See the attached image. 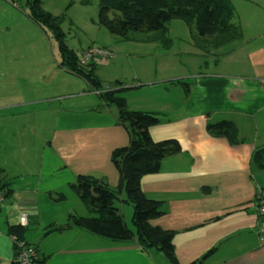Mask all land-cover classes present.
Segmentation results:
<instances>
[{"label": "crops", "instance_id": "obj_1", "mask_svg": "<svg viewBox=\"0 0 264 264\" xmlns=\"http://www.w3.org/2000/svg\"><path fill=\"white\" fill-rule=\"evenodd\" d=\"M231 1L232 22L241 33L231 43L205 44L194 28L171 20L165 48L154 38H118L139 42L138 50L147 44L143 47L160 51L154 58L132 57V46L119 53L115 59L123 58L121 67L133 66L134 74L124 70L114 79L109 71L118 61L94 57L100 89L87 82L88 89H82L83 79L58 65L64 80L73 82L68 88L52 87L50 78L45 81L51 91L0 96V117L10 120L0 128V143H10L0 159V180L6 183L0 199V264H12L16 237L10 227L18 225L22 239L36 247L39 264H169L162 251L144 250L135 239L114 240L76 225L63 228L70 215H90L72 187L78 176H93L111 187L120 183L111 154L128 145L129 134L116 119L118 108L99 96L108 88L117 89L129 109L158 117L149 128L152 140L174 139L180 146L140 182L148 198L162 203L163 213L152 224L173 232L178 263L264 264V243L256 231L264 167L254 161V153L264 148V0ZM183 30L189 38L175 37ZM103 48L106 53H100L111 57ZM100 63L107 74L96 72ZM222 120L235 125V142L209 130ZM14 141L26 146L12 150ZM14 155L27 164L11 167ZM124 197L122 192L116 205L132 228L126 216L132 219L133 207L125 208Z\"/></svg>", "mask_w": 264, "mask_h": 264}, {"label": "trees", "instance_id": "obj_2", "mask_svg": "<svg viewBox=\"0 0 264 264\" xmlns=\"http://www.w3.org/2000/svg\"><path fill=\"white\" fill-rule=\"evenodd\" d=\"M26 2L29 18L39 26L50 29L58 41L61 57L59 65L84 78L92 89L102 87L95 75L94 59L81 64L83 52H77L65 44L60 28L61 17L44 10L38 0ZM234 15L231 0H99L98 24L122 40L130 39V32H154V39L167 42L168 24L173 19H180L194 28L196 39L216 47L240 37L239 27L232 22ZM117 92V89H103L99 96L106 104L118 108L116 119L129 134L128 145L116 148L111 154V160L119 172L120 183L117 187H111L102 179L89 175L78 176L72 187L88 207L90 215H70L63 228L76 225L114 240L135 239L142 249L155 248L166 255L169 264H179L174 254L173 232L152 224V220L163 213L162 203L148 198L141 190L140 182L143 175L158 171L162 159L177 153L180 146L174 139L158 142L152 140L149 128L159 122L158 117L129 109ZM208 128L212 133L226 136L230 142L236 141V128L230 121L222 120ZM262 160L264 148L254 153V161L264 167ZM5 185V182L0 183L2 196L5 194ZM122 192L125 196L123 201L133 207L132 228L126 225L116 205ZM22 228L19 225L12 226L10 233L17 240H23ZM14 249L16 251L15 245ZM34 249L37 254L36 247ZM36 262L41 263L38 255ZM189 264H200V260Z\"/></svg>", "mask_w": 264, "mask_h": 264}, {"label": "rangeland", "instance_id": "obj_3", "mask_svg": "<svg viewBox=\"0 0 264 264\" xmlns=\"http://www.w3.org/2000/svg\"><path fill=\"white\" fill-rule=\"evenodd\" d=\"M26 1L27 0H0V96L7 95V93L11 91L20 94V92L23 93L26 89L34 91L50 89L51 91L53 86L63 89L73 84V82L64 80L63 77L66 75L61 74L60 71L63 69L58 68L61 62L58 41L55 39L50 29L37 25L29 18L27 15L28 7ZM38 1L41 2V6L44 10L49 11L54 16L61 17V32L63 33L64 42L69 48L77 52H84L87 48L91 47L104 50L106 49L103 47H106L109 49H107V51L113 54H111V57L107 56L108 59H106L107 57L104 53H98L95 59L97 61L105 60V62L108 60L109 63L118 61V64L115 67H111L109 71V75L114 79L115 77H120L124 70L133 74L135 71L133 66L130 69L126 64L124 67H121V64L124 63L122 61L120 63V60H124L123 58L115 59L123 50H129L130 46H132L135 51L130 52L132 57H135V54L139 53L140 56L149 54V56L154 58L157 57L160 52L155 51V48H150L149 46L144 48L143 46L147 44L143 45L138 50L137 47L141 45H137L139 42L119 41L120 39L118 40L117 36L111 34L104 26L99 25V0ZM176 22L184 24L178 19L172 20L171 24H176ZM178 33L181 35L174 34L175 37L184 36L189 38L186 30H183V32L179 31ZM128 36L130 40L134 39L133 37L149 39L156 37V33L130 32ZM175 40L177 41L178 39L176 38ZM161 43H158V45L165 48L167 43H163V41H161ZM176 45L178 44L176 43ZM137 50L138 52H136ZM140 50L144 52H140ZM146 50L148 52H146ZM170 50L173 51V48L171 47L167 51ZM125 56L126 55L122 57ZM100 64L96 72L100 75L107 74L104 66H102L103 63ZM135 66L137 69L140 67L138 63H136ZM50 78H52L50 80L52 87L45 81ZM82 79L84 81H81L79 87L87 90V84H85L86 80L84 78ZM100 88L102 87H98V89ZM12 120L18 122L19 118L13 117ZM9 123L10 120L7 118V115L0 117V128L6 129ZM14 142L12 144V150L19 148L20 151H22L21 147L25 145V143L21 144L20 142ZM6 146L10 148V143H0V159L5 155ZM23 161L26 164L28 162L23 156L14 155L10 157L9 165L11 167L17 163L21 165ZM30 165L32 166L31 162ZM123 205H125V208L131 207L128 203ZM130 221L131 220L126 216L128 225H131Z\"/></svg>", "mask_w": 264, "mask_h": 264}, {"label": "built area", "instance_id": "obj_4", "mask_svg": "<svg viewBox=\"0 0 264 264\" xmlns=\"http://www.w3.org/2000/svg\"><path fill=\"white\" fill-rule=\"evenodd\" d=\"M106 51L102 49H97L94 47L87 48L81 55V64L88 63L91 59H94L97 53ZM2 195L0 194V199ZM256 231L260 238V241L264 243V189H259L256 194ZM25 216H22L21 223L25 225ZM14 245L16 247L15 256L13 258L12 264H37V254L33 246L27 244L24 240L14 239Z\"/></svg>", "mask_w": 264, "mask_h": 264}]
</instances>
